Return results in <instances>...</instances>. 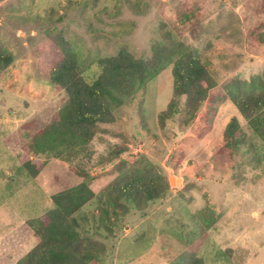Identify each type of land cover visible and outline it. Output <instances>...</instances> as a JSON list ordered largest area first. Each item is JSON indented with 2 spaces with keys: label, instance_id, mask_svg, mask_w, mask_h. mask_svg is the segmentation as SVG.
Instances as JSON below:
<instances>
[{
  "label": "rangeland",
  "instance_id": "rangeland-1",
  "mask_svg": "<svg viewBox=\"0 0 264 264\" xmlns=\"http://www.w3.org/2000/svg\"><path fill=\"white\" fill-rule=\"evenodd\" d=\"M58 40L88 83L102 73L100 59L125 47L149 60L162 43L195 46L216 86L193 114L181 96L161 123L175 98L170 64L114 110L113 122L98 125L82 152L41 154L32 174L24 164L35 156L30 144L68 99L49 80L63 53ZM258 75L264 0H0V264H16L38 243L27 221L79 183V171L95 192L76 216L104 244L96 264H264V142L228 96L237 81L244 95L261 93ZM233 117L245 152L224 146ZM137 166L170 187L142 209L121 198L116 214L104 190ZM105 206L109 227L100 219Z\"/></svg>",
  "mask_w": 264,
  "mask_h": 264
},
{
  "label": "trees",
  "instance_id": "trees-1",
  "mask_svg": "<svg viewBox=\"0 0 264 264\" xmlns=\"http://www.w3.org/2000/svg\"><path fill=\"white\" fill-rule=\"evenodd\" d=\"M58 41L63 53L53 64L49 80L64 90L68 99L59 110L56 121L39 130L30 144V150L35 156L32 155L24 164L32 174H37L44 164L38 158L41 154L58 158L68 149V156L82 152L94 137L96 127L113 122L114 110L126 105L170 64H173L175 76V98L160 113L161 123L176 112L181 96L187 97L193 114L209 90L216 86L209 69L196 53L195 46L181 45L177 48L156 44L149 60L135 57L124 47L116 56L100 59L103 71L93 83H88L74 53L68 50V44L63 40ZM257 79L262 88L261 93L244 95L247 92H242V83L237 81L228 96L248 120L254 133L264 142V77L258 75ZM254 82V79L249 81L252 89L256 84ZM243 138L241 126L233 117L224 132V146L233 151L245 152L247 146H241ZM120 153L117 152L115 157L118 158ZM78 173L82 176L79 183L54 193L51 196L54 206L40 217L27 221L38 243L16 264L98 263L104 244L89 235L76 216L95 197V192L87 177L81 171ZM169 187L168 180L159 181L153 173L142 172L137 166L131 175L123 171L116 183L109 185L104 192L106 199L115 205L114 211L118 214L121 198L142 209L148 202L164 197ZM102 211L100 219L109 227L107 220H110V210L105 206ZM206 215L204 221L207 224L211 218ZM178 249L181 247L178 246Z\"/></svg>",
  "mask_w": 264,
  "mask_h": 264
}]
</instances>
